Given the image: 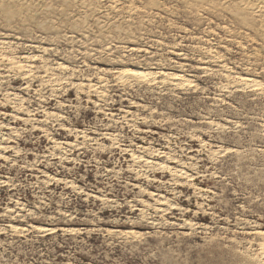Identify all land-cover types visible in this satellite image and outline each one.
I'll return each instance as SVG.
<instances>
[{"label":"rangeland","instance_id":"obj_1","mask_svg":"<svg viewBox=\"0 0 264 264\" xmlns=\"http://www.w3.org/2000/svg\"><path fill=\"white\" fill-rule=\"evenodd\" d=\"M0 264H264V0H0Z\"/></svg>","mask_w":264,"mask_h":264}]
</instances>
